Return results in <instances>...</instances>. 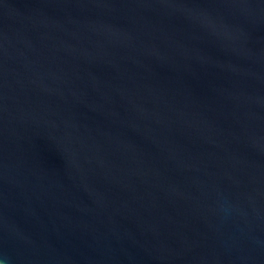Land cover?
I'll list each match as a JSON object with an SVG mask.
<instances>
[{
  "label": "water",
  "instance_id": "obj_1",
  "mask_svg": "<svg viewBox=\"0 0 264 264\" xmlns=\"http://www.w3.org/2000/svg\"><path fill=\"white\" fill-rule=\"evenodd\" d=\"M0 264H264V0H0Z\"/></svg>",
  "mask_w": 264,
  "mask_h": 264
}]
</instances>
